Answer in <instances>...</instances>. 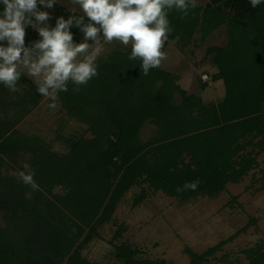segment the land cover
I'll list each match as a JSON object with an SVG mask.
<instances>
[{
    "label": "trees",
    "instance_id": "trees-1",
    "mask_svg": "<svg viewBox=\"0 0 264 264\" xmlns=\"http://www.w3.org/2000/svg\"><path fill=\"white\" fill-rule=\"evenodd\" d=\"M3 9L0 3V13ZM41 10L51 13L52 26L55 18L70 15L59 3L53 9ZM168 19L173 27L168 39L186 43L195 41L198 33L205 42L226 26L228 43L206 50L218 68L214 80L224 81L223 100L205 103L180 85L176 73L162 66L144 75L140 60H129L131 47L112 51L98 64V76L81 86L78 93L69 83L68 91L58 97L69 120L89 126L93 137L68 139L72 145L68 142L71 149L67 155L48 149L40 153L43 157L49 153L53 160L46 161L48 175L44 169L37 176L39 170L32 168L34 179L39 184L47 179L51 183L48 186L30 192L29 185L0 179V212L7 221L6 228L0 227V264H98L81 255L79 241L85 227L97 230L111 220L118 200L130 188L147 183L190 202L218 196L229 183L241 181L258 166L249 148L264 151V3L253 8L250 0H210L205 6L190 9L183 19L173 9ZM71 31L74 42H81L79 29L73 27ZM39 38L31 27L26 29V44ZM19 82L28 84L29 91L5 108V115L14 110L17 118L0 124V157L10 156L14 148L25 144L16 140L21 133L14 128L43 98L25 75ZM7 90L0 84V96ZM147 124L156 127L157 133L144 141L141 134ZM28 138L37 154L40 144ZM194 180L200 182L195 191H176ZM56 184L66 191L59 198L61 206L45 193ZM215 250L203 255L188 251L190 264H208L207 257ZM245 254L248 264H264V240L246 249ZM119 264L168 263L138 259L131 253Z\"/></svg>",
    "mask_w": 264,
    "mask_h": 264
},
{
    "label": "rangeland",
    "instance_id": "rangeland-1",
    "mask_svg": "<svg viewBox=\"0 0 264 264\" xmlns=\"http://www.w3.org/2000/svg\"><path fill=\"white\" fill-rule=\"evenodd\" d=\"M209 1L197 0L202 6ZM59 4L66 8L72 7L70 0H60ZM195 38L192 43L167 39V45L163 49L166 59L162 61L161 66L176 73L180 78V85L188 93L202 97L205 103L218 104L225 97L226 88L223 80H214L218 68L207 57L206 50L210 46H225L228 43L227 28H218L205 42L200 40L199 33ZM130 47L131 45L124 46L118 41L105 44V50L98 58L97 65L105 61L112 51L127 50ZM25 76L33 83L30 77L26 74ZM206 77L208 80H205ZM27 91L28 84L19 82L18 91L12 92L17 99L15 103L19 102ZM177 99L180 101L179 97ZM49 103L51 101L43 97L39 105L27 113L17 125V130L36 139L40 148L36 151L37 154L23 149L12 152L10 156L2 155L0 179L3 181L22 183L18 180L17 173L23 170L22 165L25 162L31 168L37 167V176H41L44 169L48 175L50 167L46 161L50 162L53 157L48 156L49 153L43 157L41 154L44 153L41 152L48 149L51 153L67 155L71 149L68 139L78 141L93 137L89 126L69 120L59 99L55 112L47 107ZM156 133V127L147 124L141 137L148 141ZM251 150L257 158L258 166L241 181L229 183L216 197L205 196L182 202L151 188L147 183L130 188L118 200L111 220L98 226L97 230L85 227L86 230L79 241L81 255L89 262L98 264H119L131 253L142 260L190 264L192 258L188 251L203 255L216 249L214 254L208 255V264H224V258L233 264H248L245 250L264 240V151L249 148V151ZM38 159H41L40 165L35 166L38 165ZM37 184L40 188L51 183L42 179L41 185L39 182ZM30 189V192H33V189ZM106 191L104 189V193ZM45 193L61 206L59 198L64 196L66 191L60 184H56L51 192L49 188ZM98 196L95 199L98 200ZM80 202L82 203V200ZM65 211L70 214L71 210L65 206ZM6 223L4 213L0 212V227L6 228Z\"/></svg>",
    "mask_w": 264,
    "mask_h": 264
},
{
    "label": "clouds",
    "instance_id": "clouds-1",
    "mask_svg": "<svg viewBox=\"0 0 264 264\" xmlns=\"http://www.w3.org/2000/svg\"><path fill=\"white\" fill-rule=\"evenodd\" d=\"M0 84L10 92L18 91V82L27 75L37 92L51 101L47 107L55 112L59 93L67 92L69 83L78 93L98 76L97 60L105 44L114 41L131 45L129 60H140L144 75L161 66L166 59L163 51L173 27L168 14L173 9L188 16L198 7L197 0H70V15L49 22L60 0H0ZM264 0H250L253 8ZM31 27L39 39L26 44V29ZM73 27L83 34L81 42H74ZM17 178L33 190H38L35 171L28 163ZM199 180L185 182L177 192L195 191Z\"/></svg>",
    "mask_w": 264,
    "mask_h": 264
},
{
    "label": "crops",
    "instance_id": "crops-1",
    "mask_svg": "<svg viewBox=\"0 0 264 264\" xmlns=\"http://www.w3.org/2000/svg\"><path fill=\"white\" fill-rule=\"evenodd\" d=\"M16 100L17 99L13 96L12 92H10L9 90L5 91L0 96V103H1V107H0V124H3L4 122L11 123V122H13L12 120H15V118H17V115H16L14 110L9 111V114L5 115L6 111L8 110V108L5 109L6 106L13 105ZM21 122H22V120L19 123H17V125L20 124ZM17 125L14 128L16 130L18 129ZM16 140H18V141L22 140V142L25 143V144L22 145L21 147H20V144H19L17 146V148H14L16 150H14L13 152H17V151H20V150H23V149H29V150L32 151L33 145H31L32 143L28 144V140H29L28 135H25V134L21 133V135L18 136ZM20 148H22V149H20Z\"/></svg>",
    "mask_w": 264,
    "mask_h": 264
},
{
    "label": "built area",
    "instance_id": "built-area-1",
    "mask_svg": "<svg viewBox=\"0 0 264 264\" xmlns=\"http://www.w3.org/2000/svg\"><path fill=\"white\" fill-rule=\"evenodd\" d=\"M205 80H208V79H207V77H206V79H205Z\"/></svg>",
    "mask_w": 264,
    "mask_h": 264
}]
</instances>
